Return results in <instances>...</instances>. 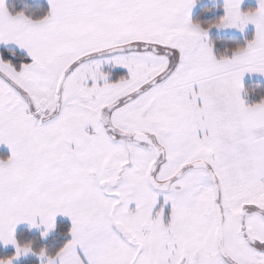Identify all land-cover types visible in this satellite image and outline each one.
I'll list each match as a JSON object with an SVG mask.
<instances>
[{
	"label": "snow or ice",
	"instance_id": "6c2138e0",
	"mask_svg": "<svg viewBox=\"0 0 264 264\" xmlns=\"http://www.w3.org/2000/svg\"><path fill=\"white\" fill-rule=\"evenodd\" d=\"M197 2L47 0L33 18L0 0V45L30 58L0 54V264H264V95L245 84L264 76V0H223L207 26ZM249 25L214 51L213 29ZM57 217L52 254L15 238Z\"/></svg>",
	"mask_w": 264,
	"mask_h": 264
},
{
	"label": "trees",
	"instance_id": "16d2710c",
	"mask_svg": "<svg viewBox=\"0 0 264 264\" xmlns=\"http://www.w3.org/2000/svg\"><path fill=\"white\" fill-rule=\"evenodd\" d=\"M6 4L9 7L10 11L13 13L18 11H25L26 14H34L33 18H38L44 12L48 10L47 2L36 1V0H6ZM257 5L250 4L246 5L242 11L255 10ZM211 13L210 16L206 17L205 14ZM224 15V10L222 8L212 9L210 7H202V10L194 14L193 22H204V23H215ZM208 24V25H209ZM254 36V32L251 31L246 36L238 35H216L210 39L215 44L214 51L218 54H223L226 49L234 48L237 46H244L248 39H251ZM7 48H1L0 54L3 55L4 59L11 60L15 66H19L20 62L30 63V59L26 57L25 54L13 50L17 53L16 56H12ZM246 88L249 90L248 101L253 102L264 95V83L259 81L247 82ZM2 159H7L9 153L1 151ZM70 221L59 220L57 221V229L50 233L47 238H42L40 231H32L28 229H22L18 231L15 235L18 243H30L33 247V250L38 252L41 249L46 250L49 254H52L57 250L67 236V231L70 228ZM15 255V249H7L3 246H0V259H8ZM19 264H41L39 258H32L26 261H23Z\"/></svg>",
	"mask_w": 264,
	"mask_h": 264
},
{
	"label": "crops",
	"instance_id": "0c3cea01",
	"mask_svg": "<svg viewBox=\"0 0 264 264\" xmlns=\"http://www.w3.org/2000/svg\"><path fill=\"white\" fill-rule=\"evenodd\" d=\"M36 1H42V0H36ZM47 2V0H44ZM250 4H255L257 5L258 7V3H257V0H243V3L241 5V9H243L246 5H250ZM210 7L212 9H217V8H222L223 9V0H198L197 4H196V7L193 9L192 11V14H191V19L193 20V16L195 14V11H196V8L197 7ZM200 7V8H201ZM224 10V9H223ZM252 27L251 30H249V28ZM253 31L255 32V28L253 25H249L246 27L245 31L243 33H231L233 35H244L245 33L249 32V31ZM1 48H6L5 46L3 45H0V50ZM7 49H13V50H16V51H19L21 52V50H19L15 45H8L7 46ZM22 53V52H21ZM25 54V53H23ZM26 55V54H25ZM30 59V58H29ZM106 70V69H105ZM108 71V70H107ZM112 73L114 74V78L113 79H116L118 78L120 75H123L125 74V70L123 69H115V71H112ZM253 81H259V82H263L264 83V76H260L258 74H253V75H246L245 77V84L247 82H253ZM59 220H67L69 221L67 218H64V217H57V221ZM22 229H29V226L27 224H21V225H18L16 230H15V235L18 231L22 230ZM32 231H36L37 229H31Z\"/></svg>",
	"mask_w": 264,
	"mask_h": 264
},
{
	"label": "rangeland",
	"instance_id": "374dc122",
	"mask_svg": "<svg viewBox=\"0 0 264 264\" xmlns=\"http://www.w3.org/2000/svg\"><path fill=\"white\" fill-rule=\"evenodd\" d=\"M201 7V6H200ZM200 7H197L196 8V11H195V14L197 13V12H199L200 10H202V7L200 8ZM206 15V17H208V16H210L211 15V13H207V14H205ZM202 26H207L209 23H204V22H202V21H200L199 22ZM252 29V27H250L249 28V30H251ZM248 30V31H249ZM245 31V30H244ZM231 33H241L238 29H225V30H216V29H213L210 33H209V38H211V37H213V36H216V35H229V34H231ZM248 33H250V31L249 32H247V33H245L244 35H241V36H246ZM233 35V34H232ZM239 36V35H238ZM106 70L105 71H107L108 69L107 68H105ZM113 71H115V69L113 70ZM114 78V74L112 73V79ZM1 151H5V152H7V153H9V155H10V151L7 149V147L6 146H3V145H0V153H1ZM0 159H2V157H1V154H0ZM36 231H40V230H36ZM0 246H3L4 248H7V249H15L12 245H8V246H4L2 243H0ZM37 256H35V255H32V254H29L28 256H26V257H21L20 259H18V260H16V261H14V264H19V263H21V262H23V261H26V260H29V259H32V258H36ZM38 258V257H37Z\"/></svg>",
	"mask_w": 264,
	"mask_h": 264
}]
</instances>
